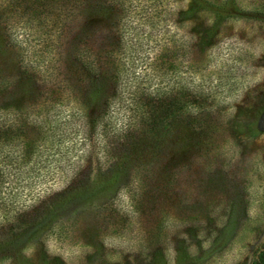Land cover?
I'll return each instance as SVG.
<instances>
[{
    "label": "rangeland",
    "instance_id": "374dc122",
    "mask_svg": "<svg viewBox=\"0 0 264 264\" xmlns=\"http://www.w3.org/2000/svg\"><path fill=\"white\" fill-rule=\"evenodd\" d=\"M54 1L44 2L51 17ZM147 1L137 0V9ZM38 2L0 0L3 19L18 26L27 17L22 29L30 39L42 29ZM215 5L231 10L218 13ZM149 7L143 24L133 19L145 37L147 89L180 94L195 137L168 146L165 157L151 170L140 167L111 200L105 192L98 203L58 208L56 219L31 223L30 233L12 234L9 227L23 210L29 220L68 173L36 179L29 192L16 186L11 203L7 181L0 183V264H264V0H158ZM73 22L79 27L81 19ZM82 27L95 50L99 32L91 30L101 25L88 19ZM54 89L55 99L39 97L32 106L12 93L8 108H41L43 118L53 101L62 107L61 123L80 126L81 115L70 114L79 108L76 93Z\"/></svg>",
    "mask_w": 264,
    "mask_h": 264
},
{
    "label": "trees",
    "instance_id": "16d2710c",
    "mask_svg": "<svg viewBox=\"0 0 264 264\" xmlns=\"http://www.w3.org/2000/svg\"><path fill=\"white\" fill-rule=\"evenodd\" d=\"M19 1L23 0H9L15 5ZM44 2L37 3L42 15L36 14L42 29L28 32L30 39L22 29L27 17L18 26L17 20L6 23L0 9V183L7 181L11 203L16 186L29 192L36 179L64 173L61 169L69 178L39 199L29 220L25 221L29 212L23 210L9 227L12 234L30 233L31 223L56 219L58 208L98 203L105 192L111 200L140 167L143 172L151 170L168 146L184 136L191 141L196 134L192 118L182 116L185 99L180 94L147 89L149 63L140 53L145 37L142 27L136 33L133 19L143 24L149 5L158 0L138 9L137 0H56L49 5L55 10L52 17ZM214 9L231 10L222 5ZM74 19H81L79 27ZM88 19L101 25L91 30L99 32L95 50L87 40L88 28L82 27ZM54 86L76 93L79 108L71 107L70 114L81 115L80 126L61 123L62 107L53 101L45 105L43 118L41 108L27 109L39 97L55 94ZM12 93L27 100L23 110H9L7 98ZM122 104L124 108L119 107ZM32 109L37 112L31 115ZM124 110L128 112L117 121V113ZM259 256L264 257V249Z\"/></svg>",
    "mask_w": 264,
    "mask_h": 264
}]
</instances>
